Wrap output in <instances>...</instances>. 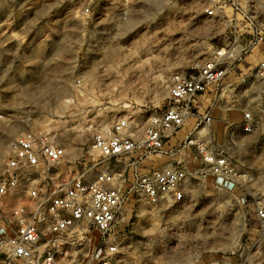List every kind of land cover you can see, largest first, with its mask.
<instances>
[{"label": "rangeland", "instance_id": "374dc122", "mask_svg": "<svg viewBox=\"0 0 264 264\" xmlns=\"http://www.w3.org/2000/svg\"><path fill=\"white\" fill-rule=\"evenodd\" d=\"M215 2L129 0L127 7L143 6L142 13L130 11L118 31L123 41L113 44L112 28L87 23L84 0H0V173L9 141L24 130L53 136L67 149L73 173L94 176L117 165L125 199L114 230L118 253L108 264H264L257 217L264 208V39L245 52L240 35L264 30V0L211 17L205 8ZM119 8L128 14L125 2ZM111 14L104 12V23ZM229 43L236 56L226 78L201 98L210 124L197 145L182 141L193 123L172 141H182L184 198L151 204L128 186V168L93 150V137L122 117L140 133L151 114L170 104L172 76L197 70L216 46ZM78 73L80 91L73 82ZM246 111L254 119L251 132L243 128ZM170 148L146 158L141 172L170 164ZM207 154L228 159L235 188L215 182ZM88 233L66 240L58 251L62 264H104L92 254L99 232Z\"/></svg>", "mask_w": 264, "mask_h": 264}, {"label": "built area", "instance_id": "2783aa9c", "mask_svg": "<svg viewBox=\"0 0 264 264\" xmlns=\"http://www.w3.org/2000/svg\"><path fill=\"white\" fill-rule=\"evenodd\" d=\"M249 1L263 0H217L206 7L205 12L211 17L218 11L223 12L225 7L242 12L243 3ZM84 2L82 11L90 21L87 23L95 28L106 25L112 28L113 44L123 41L118 31L130 18V11L138 16L143 10V6L137 10V5L129 9V0ZM123 2L129 9L125 15L123 8H119ZM108 10L112 14L104 23V12ZM134 27L132 25L130 30ZM241 31L244 41L241 50L245 52L264 39V30ZM235 56L236 48L231 43L216 46L207 64L197 70L176 72L171 79L170 104L151 114L140 133L133 132L132 122L127 117L95 133L93 150L103 160L117 161L119 167L128 168L131 174L128 186L149 203L184 198L186 171L179 165L178 148L182 141L187 147L198 144L201 131L212 119L207 109L201 112L204 107L201 98L209 91L218 90L229 70L227 63ZM259 73L264 78V60L259 64ZM73 82L76 90L83 89L79 73ZM253 121L252 112L246 111L244 131H252ZM188 123L194 124L192 130L185 132L180 143L172 144ZM168 145L174 153L171 163L141 172L146 158L166 152ZM204 158L212 165L217 184L226 189L236 187L238 180L225 156L207 154ZM71 167L67 149L56 143L50 134L24 130L9 141L6 162L0 173V264H62L58 251L66 240L84 239L91 230L100 234L92 252L94 258L108 264L118 253L114 230L125 199L119 168L107 165L98 174L89 176L77 169L73 173ZM257 217L264 230V208L258 209Z\"/></svg>", "mask_w": 264, "mask_h": 264}, {"label": "bare ground", "instance_id": "6f19581e", "mask_svg": "<svg viewBox=\"0 0 264 264\" xmlns=\"http://www.w3.org/2000/svg\"><path fill=\"white\" fill-rule=\"evenodd\" d=\"M130 24L133 25L134 24V21L133 20H130Z\"/></svg>", "mask_w": 264, "mask_h": 264}]
</instances>
